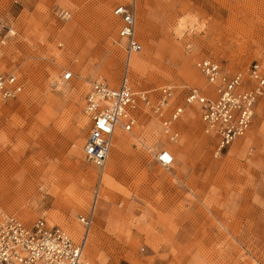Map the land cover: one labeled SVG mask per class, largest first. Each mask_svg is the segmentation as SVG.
Returning <instances> with one entry per match:
<instances>
[{"label":"rangeland","instance_id":"obj_1","mask_svg":"<svg viewBox=\"0 0 264 264\" xmlns=\"http://www.w3.org/2000/svg\"><path fill=\"white\" fill-rule=\"evenodd\" d=\"M127 1L0 0V67L23 81L18 97L0 98V216H42L87 238V264H264V93L249 131L220 156L192 105L176 122L177 142L141 113L102 175L84 159V95L96 77L120 80L125 50L112 8ZM135 33L134 87L206 90L201 57L230 70L264 62V0H136ZM161 146L174 156L169 168L155 159ZM90 207L85 232L77 215Z\"/></svg>","mask_w":264,"mask_h":264},{"label":"built area","instance_id":"obj_2","mask_svg":"<svg viewBox=\"0 0 264 264\" xmlns=\"http://www.w3.org/2000/svg\"><path fill=\"white\" fill-rule=\"evenodd\" d=\"M112 13L117 18V37L126 54L122 75L116 85H110L102 77L91 80L82 106L89 121L82 145L83 157L95 165L101 175L115 130L131 131L141 113L157 118L163 131L174 139L179 134L175 121L186 106L197 105L202 129L213 139L214 157L245 135L252 125L257 101L264 93V62L253 60L245 68L230 70L220 61L204 56L195 61V66L208 84L206 90L186 86L181 93L173 84L136 88L127 70L129 55L142 48L135 33L136 0L116 3ZM57 15L67 19L70 12L59 8ZM5 37L0 24V44ZM71 76L70 70L63 73L64 79ZM22 91L21 77L12 69L0 67V98H16ZM155 159L164 168H169L174 161L165 147L156 151ZM99 186L94 189V199ZM92 208L77 215L84 231L93 222ZM83 245L82 240H76L64 227L42 216L31 223L10 213L0 216V264H87Z\"/></svg>","mask_w":264,"mask_h":264},{"label":"bare ground","instance_id":"obj_3","mask_svg":"<svg viewBox=\"0 0 264 264\" xmlns=\"http://www.w3.org/2000/svg\"><path fill=\"white\" fill-rule=\"evenodd\" d=\"M113 14V13H112ZM114 16V15H113ZM115 17V16H114ZM106 28V27H105ZM134 53H138V52H133V53H131L130 55H129V57L127 58V70H128V72L130 71V64H129V62H130V57H131V55L132 54H134ZM125 60H126V54H125ZM131 65H133V66H137L138 65V60L137 59H133L132 61H131ZM207 83V82H206ZM188 107H190V106H186V108H188ZM185 108V109H186ZM185 111V110H184ZM184 113V112H183ZM181 117V116H180ZM179 117V118H180ZM178 118V119H179ZM178 119L175 121V123H174V126L177 128V126H176V122L178 121ZM201 121V120H200ZM160 124V123H159ZM201 124H202V122H201ZM160 129H161V132H162V134L169 140V141H172V142H177L178 141V139L180 138V132H179V129L177 128V130H178V136L176 137V138H174V139H170L169 138V136L163 131V127H162V125L160 124ZM250 129V128H249ZM249 129H248V131H249ZM202 131H203V129H202ZM247 131V132H248ZM119 132V133H118ZM120 132H124V131H122V130H120L119 128H117L116 130H115V132H114V135H113V139H112V144H111V146H112V148H110L111 149V157H112V162L114 163L115 161H117V159L120 157V155H121V151H122V149H123V145H124V139H123V137L120 135ZM246 132V133H247ZM203 133L205 134V135H207L204 131H203ZM245 133V134H246ZM208 137H209V135H207ZM244 136V135H243ZM240 137H242V136H240ZM240 137H238V138H240ZM237 138V139H238ZM118 139H120V141H119V143L117 142V140ZM236 140V139H235ZM234 140V141H235ZM233 141V142H234ZM232 142V143H233ZM231 143V144H232ZM162 147V146H161ZM168 150V149H167ZM169 151V150H168ZM171 152V151H170ZM83 153V152H82ZM110 153V152H109ZM171 154H172V152H171ZM173 155V154H172ZM109 156V155H108ZM173 158H174V156H173ZM107 160H108V158H107ZM107 162V161H106ZM116 163V162H115ZM106 164V163H105ZM173 164V163H172ZM105 167V166H104ZM110 167V166H109ZM104 169V168H103ZM102 173H103V171H102ZM98 196V195H97ZM96 196V197H97ZM92 213H93V210H92ZM94 216V215H93ZM78 223H79V221H78ZM80 224V223H79ZM82 226V225H81ZM90 227H91V225H90ZM89 227V228H90ZM82 228H83V226H82ZM89 228H88V230H89ZM84 229V228H83ZM88 230H86L85 232H87ZM75 234H77V235H80V233H78V232H76V230H72ZM86 235V234H85ZM87 242V238H86V240H84L83 239V244H84V247L86 248V243Z\"/></svg>","mask_w":264,"mask_h":264}]
</instances>
